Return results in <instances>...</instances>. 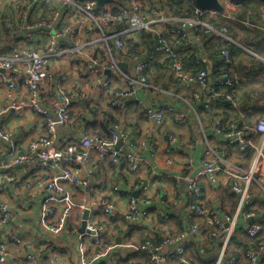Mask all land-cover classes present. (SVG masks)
I'll use <instances>...</instances> for the list:
<instances>
[{"label":"built area","instance_id":"built-area-1","mask_svg":"<svg viewBox=\"0 0 264 264\" xmlns=\"http://www.w3.org/2000/svg\"><path fill=\"white\" fill-rule=\"evenodd\" d=\"M22 1L18 15L20 23L24 22V27L13 30L15 25L9 24L11 31L8 35L0 30V81L9 91L8 103L1 109L0 115L10 109L16 110L19 115L30 109L41 117L45 131L22 146L0 120V141L5 145L0 151L2 160H15L19 168H25L26 173L41 172L49 161H55L59 167H68L69 171L65 174H69L70 171L83 169L92 157L118 166L130 165L133 170L141 172L145 167L142 154L148 150L156 153L159 145L158 132L136 135L121 122L109 125L104 134L83 130L78 138L64 133V129L72 121L71 112L77 100L89 103L90 95L82 92L77 85L69 87L73 72L70 68L59 73L52 71L49 66L55 61L83 59L87 75L95 79V83L104 92L110 94V104L114 109L124 108L131 103L137 104L140 90H158L149 82L153 59H170L173 78L181 90L194 86L205 89V95L196 91L194 98H207L203 105L207 110L217 103V98L223 93L230 100H234L236 96L239 87L235 77L236 64L227 49L221 51L223 59H218L217 68L213 72L204 66L199 67L205 51H200L190 59L194 68H187L183 61V56L195 53L196 37L199 40L221 34L231 39L224 34L227 29H217L207 20L219 12L201 10L190 0L186 2L193 4L195 11L182 16L173 12L175 0H109L101 11L98 10L100 7L96 0ZM220 1L225 9L230 8L233 3L231 0ZM23 13L32 17V21L23 18ZM252 14L248 12V15ZM260 20L262 23H258V27L264 30V11H260ZM244 23L254 26L256 22L247 18ZM119 25L124 26L119 28ZM199 26L204 29L205 35L193 30ZM29 30H33L32 34H29ZM142 30L153 35L149 37L147 44L140 39ZM9 38H14L15 44L4 55L1 50L7 47ZM22 38L29 45L25 46ZM116 59H124L127 66L123 68L122 61ZM27 92L28 99L19 97L23 93L27 96ZM237 110L241 114L239 106ZM143 111L145 119L158 125L163 124L171 115L181 124L187 120L184 111L173 107L146 105ZM236 122L233 118L224 121L219 117L215 133L235 149L246 150L249 146H254L243 130L237 127ZM257 133L264 141V116L257 123ZM175 136L174 133H169V143L165 148L166 166L164 170L156 171L155 176L158 179H172L178 185H186L187 194L174 197L165 194L159 199H152L151 180L141 181L138 188L143 191L139 196L135 195V191H123L118 185L114 186V190L121 193L122 189L125 195L129 193L127 197L130 210L137 211L135 223L156 217L160 213L168 219L182 205L190 220L189 231L179 234L167 229L162 242L146 241L134 246V249L148 253L152 264H170L177 260L179 264H186L185 256L196 238L215 239L221 243L216 264H258L264 254V221L255 211L249 210L256 203L250 187L251 179L229 161L226 153L214 147L207 137L199 170H192L193 163L186 165L182 171L174 170L173 147L176 139L178 142V137ZM120 141L122 145L117 148ZM222 172L239 199L237 211L233 215L207 207L208 190L203 183L208 181L217 184ZM243 180L246 181L245 184L242 183ZM10 189L11 187L6 191ZM3 191L4 187L0 185V192ZM106 199L110 203L114 201L110 197ZM50 201L72 206L64 194L47 202ZM10 213L11 208L0 199V224L8 225ZM240 215L247 219L245 232L249 242L256 245L255 248L243 250V260L228 254L232 238L238 229ZM97 222L104 226L94 225L88 229L90 235L106 251L96 253L91 260L81 253L79 264H100L115 247L111 241L107 242L103 238L110 223L104 220ZM49 232L56 234L58 230L54 227ZM8 243L24 246L25 239L6 235L0 241L2 257L11 256ZM109 258L105 263H109ZM26 259L34 264L62 263L54 249L47 254H41L39 250L27 251Z\"/></svg>","mask_w":264,"mask_h":264},{"label":"crops","instance_id":"crops-1","mask_svg":"<svg viewBox=\"0 0 264 264\" xmlns=\"http://www.w3.org/2000/svg\"><path fill=\"white\" fill-rule=\"evenodd\" d=\"M256 1L260 11L264 9V2L259 0ZM22 5V0H0V21L2 22V20H5L4 24L6 25V29L2 30L4 35L9 34V24L18 26L20 20L16 21V15L19 14ZM32 32L33 30H29V34H32ZM231 40L232 41H229L231 43L235 41L232 38ZM22 41L25 43L26 39L22 38ZM197 41L202 42L201 39ZM198 42H196V44L199 49H197L196 54L200 51L206 52L202 56L203 60L199 63V67L204 66L213 72L218 65L215 50H209L207 47L203 48V42ZM221 42L223 41L216 40V42H213V45L215 46L217 43ZM14 44V38H9L7 47L2 49L1 52L4 55L8 54ZM253 52V55L259 59H252V57L244 54L238 56L240 57V66L236 65V74L238 75L239 73L240 76L236 79L240 81L242 78V80L239 83L234 100L228 99L226 94L223 93L217 98V103H214L210 110L203 107L207 98L196 100L194 94L192 95L194 91H198L200 94L205 95V89L186 87L184 90H180L178 87L174 86L176 81L173 78L170 59H153L151 73L155 74L157 78L153 77L152 74L151 83H154L153 85L156 86V79L162 89H172V92L167 94L171 95L168 99L174 104H177L178 111L185 112L187 120L184 124L176 122L173 115L169 116L161 125L145 119L144 107L152 103V101H154L152 104L159 103L160 101L157 99L161 98L155 96V99L150 102L148 100V95L143 93L142 90L137 94V104L139 105L135 106L134 103H131L124 108L114 109L110 104V94L104 92L98 84L92 83L87 79L88 75L83 59H61L60 61L53 62L49 68L56 73L65 70L67 67L73 71L74 75L69 81V87L76 85L80 86V88L85 89L90 95L89 103L77 100L71 112L72 121L68 127L64 129V133L78 138L81 137L83 130H92L93 132L103 134L102 131L105 127L115 122L123 123L136 135H142L148 132L159 133L157 152L153 153L148 150L142 154L145 167L141 172L133 170L130 165L118 166L103 161L102 159L92 157L89 162L86 163L82 171L93 179V184L98 189L97 191L93 190V196L96 192L97 195L101 194L102 197H107L106 190L112 187L113 183H119L123 191H135V195L139 196L143 191L138 188L142 180L152 181L153 186L150 191L152 199H159L165 194L173 197L182 193L187 194L186 185H178L172 179L168 178L158 179L155 176V172L165 169L167 161L165 148L169 143V133H174L178 137V142L176 139L173 147V156L175 159L174 170L176 171H182L183 168L190 163L194 165L192 170H199L201 158L205 153V137H207L214 147L218 146L219 151L226 153L229 161H231L234 166L242 169L244 174L251 179L250 187L253 192L252 196L256 197V203L250 207L249 210L255 211L264 221V141L261 139V135L257 133V123L264 116V60H262L264 59V53H261L260 55L262 56H259L255 51ZM123 60L124 59H121L122 62ZM164 60L167 61L163 62ZM184 65L187 68H194L190 59H185ZM256 70H258L259 73H249ZM8 94L9 91L7 87L3 86L0 81V111L8 103ZM179 94L184 96V99H181L182 101L179 100ZM23 95L26 94L23 93ZM90 101L94 103H90ZM140 101L142 105H144L143 107H141ZM237 106H239L241 114L238 112ZM219 117L224 121H227L228 118L235 119L237 121V127L243 130L244 134L251 140L254 146H249L246 150H240L235 149L230 143H226L223 137L215 133V125ZM0 120L3 122L4 128L12 132L15 135V140L22 146H26L32 138L41 135L45 131L41 117L30 109L20 115L17 114L16 110L10 109L6 113L0 115ZM116 147L120 148L121 146ZM3 148L4 144L0 141V150ZM20 177L24 178V175ZM219 178L217 184H212L208 181L207 183H203L204 187L208 190L209 201L207 202V207L209 209L217 208L221 212L233 215L236 213L239 205L238 196L231 190L230 184L226 180L223 172L220 173ZM245 182V180L242 181L243 184H245ZM10 191H13L10 192V194L12 193V211L15 216V228L13 227V229H11L12 231H4V229L0 227V241L3 240L6 235L17 236L25 240L31 238L33 242L36 243L35 245L37 249H39V252L41 254H47L51 250L48 248V244L51 242L50 240L52 237L50 236L51 238H49L46 235L47 239L45 233L41 232L39 226L40 217L37 216L38 210L33 206L29 208V203L24 197L17 194L14 188L10 189ZM128 195L129 193H126L124 196L117 195L116 197L122 211L128 209ZM22 208L27 210L30 217H27V212ZM113 221H115L116 224L113 225L111 223L112 227L118 230H115L113 237H109L107 241L117 244L120 239L119 241L121 243L115 250V254L117 255V262L115 264H152L148 253L144 252V254H142L138 249L132 248V251H130V248H125L122 245L128 243L134 248V246L144 244L146 241L162 242L166 236L165 230H167V228L165 226H170L172 229L169 230L179 234L188 232L190 226V220L184 213L182 205H179L176 214L170 215L168 219L163 216V218L158 217V221H155V217H150L140 221L137 225L133 223L131 226H128L130 224L126 226L125 224H127V222L123 220L115 219ZM246 223L247 219H244L243 216L240 215L237 225L238 229L232 238L231 247L228 251L229 255H234L238 257L239 260L244 259L242 255L243 250L251 248V245H253L246 236ZM74 231L76 230H73L71 235H68L67 240L57 237L59 249L63 252L67 251L69 255L65 264H71V262L74 261V252L71 250V247H74L71 241L76 237L74 236ZM217 242L218 241L215 239L196 238L187 251L188 254L192 256V258H190V260H192L191 264H215L219 255V246L216 244ZM214 246L217 247L216 250L213 249ZM8 247L11 249L13 255L9 257H2L0 255V264H28L25 255H21L25 253L23 245L13 243L8 245ZM40 249L43 251H40ZM211 256H214L213 261L207 262ZM112 263L113 259L105 264ZM170 264H179V261H173V263ZM259 264H264V254Z\"/></svg>","mask_w":264,"mask_h":264},{"label":"rangeland","instance_id":"rangeland-1","mask_svg":"<svg viewBox=\"0 0 264 264\" xmlns=\"http://www.w3.org/2000/svg\"><path fill=\"white\" fill-rule=\"evenodd\" d=\"M241 3L242 2H234L230 8H226L225 11L219 12V13H224V15L227 17V19H229L232 22L240 21L238 15L242 12V7H241L242 4ZM262 10H264V9H261V11ZM23 18H25L29 21H32V17H29L28 15L25 16L23 14ZM243 18L241 20H243ZM247 18H251L253 20L258 19L253 14L248 15V12L244 18V21ZM19 20H20L19 15L17 14L16 15V21H19ZM244 21H243V23H244ZM4 22H5V20H2V22L0 21V30L1 31L3 29H6L5 28L6 25L4 24ZM236 23H239V22H236ZM20 24L21 23L19 22L18 26H14L13 30L21 29L22 27H24L23 24H21V25ZM247 26L250 28H256L259 26V24L255 23L254 26H249V25H247ZM221 29H227V28L222 27ZM224 34L229 36L227 32ZM213 37H214V39H216L217 37H221L225 41H232L231 39H228L226 36L221 35V34L214 35ZM146 39L147 40H143V41H145L144 44H147V42L149 41V37H147ZM260 39L264 40V35ZM197 40L198 39L196 37V39L194 41L198 42ZM198 43H202V42H198ZM237 43L238 42H236V41L232 42V44L240 47L242 49V51H244L245 53H248L249 55L254 56L253 55V53H254L253 51H255L254 49L249 48V51H248V47H242ZM263 44H264V42H263ZM24 45L25 46L29 45V42L25 41ZM193 58H194L193 55H185V56H183V61H185V59H193ZM67 59H71V58H67ZM257 59H259V58H257ZM116 60L120 61L121 59H116ZM166 61L167 60H164L163 62H166ZM234 62L237 66H240V57H237V59H234ZM263 63H264V61H263ZM121 65L127 66V63L121 62ZM85 69H86V67H85ZM65 71H66V68H65ZM253 72L259 73L258 70L252 71L249 73H253ZM152 74L153 73H150V75H149V82H151V80H152V78H151ZM73 75H74V73L72 72V76ZM238 76H240L239 73H238V75L235 74L236 78H238ZM153 77L157 78V76L155 74H153ZM87 79L92 83L96 82L95 79H92L89 76L87 77ZM241 80H242V78H241ZM241 80L240 81L238 80V85L241 82ZM155 85L158 88V90L156 92L154 90L153 91L142 90L143 93H146L148 95V100L150 102L155 99V96L161 98V99H157L160 101L159 103L152 104L154 102V101H152V103H149L148 105L154 106V107L155 106H163L165 108L173 107L177 110L178 109L177 104H174L171 100L168 99L171 95H167V94L172 92V89H170V90L169 89H162L160 87L159 83L156 81V79H155ZM174 86L178 87L176 84H174ZM78 87L80 88V86H78ZM194 87L196 88L198 86H194ZM80 89L82 92L88 94L85 89H83V88H80ZM195 92L196 91H194L192 93V95ZM163 94H165L166 96ZM25 96L26 95H23V94L19 95V97H21L23 99L25 98ZM28 98H29V94L27 92L26 99H28ZM179 98H180L179 100L182 101L181 99H184V96L179 94ZM134 100H136V99H134ZM92 102L93 101H90V103H92ZM134 105L137 106L139 104H134ZM140 105H141V107L144 106V105H142L141 101H140ZM111 124H113V123H111ZM108 126H106L105 129L103 130L104 133L106 132ZM94 133H96V132H94ZM97 134H100V133H97ZM13 137L15 139L14 134H13ZM215 147L219 148L218 146H215ZM17 165L18 164H16L15 160H12V161L11 160H2L1 151H0V185H2L4 187V191H3L4 194L2 192H0V199L1 200L3 199L4 204H7L9 206V208H11V213L9 216L8 225L0 224V227L2 229H4V231H7V230L12 231L11 229H13V227L15 228V226H14L15 216H14L13 211H12L13 210V208H12V197H11L12 193L10 194V192H13V191H6L7 188L11 187V189L14 188L17 191L16 192L17 194H19L20 196H22L26 199V201L29 203V208L33 206L34 208H36L38 210L37 216L42 217L40 224H39V226L41 228V232H44L45 236L47 235L49 238L52 237V239L50 241L55 243V244L49 242L48 248L55 250L56 255L59 256L61 259V262H62L61 264L66 263V261L69 258V255H68L67 251L63 252L61 249H59V246L57 243V240H58L57 237H60L63 240H65V239L67 240L68 235H71L73 230H76V231H74L75 232L74 236H76V237H74L71 241V244L74 246V247H71V250L74 252L73 253L74 261H72L71 264H79L81 262V253H83L85 258H87L88 260H91L95 256L96 253L106 251V249L104 247H101L100 243H97L96 240L94 239V237H92L90 235V232L88 229V228H90V226H94V225L95 226H104L103 224H98L97 220L98 221L104 220V221L110 223V225H108L107 233L103 237L104 239H108L109 237H113L114 231L118 230V229H115L112 227V224L113 225L116 224V222L113 221L115 219H119V220H123V221L127 222V224H125L126 226L128 224L133 225V223L137 225V223H135V221H137L135 219V216L137 215V211L135 212V210H133V209L130 210V203H129L128 209L126 211H122L118 205V201L116 200L117 195L118 196H124L125 195V192H123L122 189H121V193L114 190L115 185L120 186L119 183H117V184L111 183L113 186L111 185L112 187H109L106 190L107 197L113 198V200H114L110 203L106 199L107 197L104 198V197H102L101 194L97 195L95 192V194L93 196V190L97 191L98 189L93 184V179L91 177H89L88 175H86L85 172L82 171L84 168L83 169L79 168V169H76L75 172L70 171L69 174H65L69 171L68 167H66V166L65 167L64 166L59 167L57 165V162L49 161L48 166L46 168L42 169L41 172H36V173L27 172L26 173L24 171L25 168H19ZM21 175H24V178H21L20 177ZM19 177L22 180H20ZM50 187H52V188H50ZM60 194H64L66 196V198H68L71 201V203H72L71 207H68L65 204L53 203V201L47 202L49 199L57 197ZM22 209L27 212V210L25 208H22ZM85 211L88 212V216L86 219V226H85V230L83 232H80L79 230L83 226V216H84ZM26 215H27V217H30V214L28 212ZM158 217L163 218L162 213H160L159 215H157L155 217V221H158ZM43 218H45L44 222L42 221ZM64 218H66V219H64ZM63 219H64V221H63ZM54 227L58 230V232L56 234L49 232ZM165 227L167 229H172L170 226L169 227L165 226ZM47 236H46V238H47ZM136 243H138V242H136ZM35 244L36 243L33 242V239H31V238H29L28 241L25 240V243H24L25 253L21 254V255H25V257H26L27 251H35L36 252L37 250H39V249H37ZM111 244L115 245V247L111 250V252L106 257H104L100 261V264H105V262L107 261V259L109 257H110L109 260L113 259L112 264H115L117 262V258H116L117 255L115 254L116 253L115 250L121 245V243H120V241H118L117 244L114 242H111ZM8 245H11V243H8ZM138 245H140V244H138ZM122 246H124L125 248H128V249L130 248V251H132V249H134L128 243L124 244ZM9 251H10L11 255H13V253L11 252V249H9ZM40 251H43V250L40 249ZM54 257L56 258V256H54ZM54 257H52V258H54ZM190 258H192V256H190L187 252V254L185 256L186 264H191L192 260H190ZM217 261L215 262V264L217 263ZM27 262H28V264H34L31 260L30 261L27 260ZM251 263L252 262H249L248 264H251ZM195 264H201V263H195Z\"/></svg>","mask_w":264,"mask_h":264},{"label":"trees","instance_id":"trees-1","mask_svg":"<svg viewBox=\"0 0 264 264\" xmlns=\"http://www.w3.org/2000/svg\"><path fill=\"white\" fill-rule=\"evenodd\" d=\"M193 1V0H190ZM256 0H244L241 4H242V12L238 15L240 21H230L229 19H227V17L224 15V13H218L216 14V16H212V17H208L207 20L209 22L212 23V25L215 28H219L221 29L222 27H226L227 28V33L228 35L235 40L236 42H238V44L242 47H248V48H253L255 50V52L257 53V55H260L261 53H264V40H261L260 38L264 35V30H262L259 27L256 28H250L247 25H245L243 23L244 18L247 14V12H254V16H256V18H258L257 20H255L256 23L261 24V20H260V9L258 8V4H256ZM99 11H101V8H98ZM118 9H114V11H117ZM195 11V8L193 6V4H189L188 2H186V0H175V8L173 10V12L176 15L182 16V15H189L192 14ZM244 17V18H243ZM243 18V20H241ZM239 22V23H236ZM124 25H119V28H122ZM193 30H195L197 33L203 35L204 34V29L202 27H196ZM11 31V29H9L8 33ZM153 37L152 33H148L145 32L144 30L140 31V39L142 40H147V37ZM216 38V37H215ZM215 40V41H214ZM216 40L218 41H223L221 43H217L215 46L213 45V42H216ZM202 43V47L207 49H213L215 50L217 59H223L221 56V51L223 49H227L230 52L231 55V59H237L238 56L240 55H246V56H250L252 57V59H257L255 56H251L248 53H245L244 51H242V49L240 47H238L237 45L232 44L229 41H225L223 40L221 37H217L216 39H214V37H206V39H201ZM199 49L197 47V44L195 43V53H192L193 56H196V50ZM103 132V131H102ZM104 133V132H103ZM131 226V225H128ZM109 242V241H107ZM219 246V251L221 248V243L217 242L216 243ZM256 247V245H251V248ZM214 250L217 249V247L214 246L213 248ZM142 254H144V251H140ZM214 256L209 257L208 261H213Z\"/></svg>","mask_w":264,"mask_h":264},{"label":"water","instance_id":"water-1","mask_svg":"<svg viewBox=\"0 0 264 264\" xmlns=\"http://www.w3.org/2000/svg\"><path fill=\"white\" fill-rule=\"evenodd\" d=\"M96 1L98 2L99 7L102 8L109 0H96ZM193 1L195 6L201 10H211L215 12L225 11V7L223 6L220 0H193ZM231 1L243 2L244 0H231ZM259 1L264 2V0H259ZM122 67L125 68L126 66L122 65ZM121 144L122 141H120L117 146L119 147L121 146ZM87 216H88V212L85 211L83 216V226L80 228L79 230L80 232H83L85 230Z\"/></svg>","mask_w":264,"mask_h":264}]
</instances>
